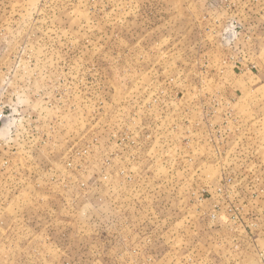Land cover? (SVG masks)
Wrapping results in <instances>:
<instances>
[{
  "label": "rangeland",
  "instance_id": "1",
  "mask_svg": "<svg viewBox=\"0 0 264 264\" xmlns=\"http://www.w3.org/2000/svg\"><path fill=\"white\" fill-rule=\"evenodd\" d=\"M0 264H264V0H0Z\"/></svg>",
  "mask_w": 264,
  "mask_h": 264
}]
</instances>
